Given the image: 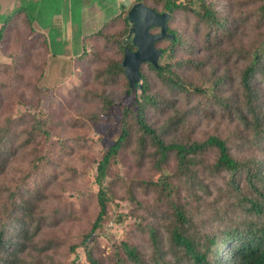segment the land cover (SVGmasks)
<instances>
[{
	"label": "rangeland",
	"instance_id": "1",
	"mask_svg": "<svg viewBox=\"0 0 264 264\" xmlns=\"http://www.w3.org/2000/svg\"><path fill=\"white\" fill-rule=\"evenodd\" d=\"M208 1L219 10L223 5L229 8L232 24L228 30L235 38H223L224 48L210 52L204 44L207 30L204 26L198 27L190 11L199 3L176 10L168 21V32L180 34L184 45L174 49L176 60L166 62L170 63L168 70L180 81L186 80L195 86L202 81L210 83L214 76L225 73L231 81L218 93L239 104L241 93L237 79L244 64L234 57L226 60L224 50L226 45L239 50L264 34V0ZM135 3L132 0L129 5H121L119 14L110 19L75 21L73 17L71 28L66 23L64 29L46 28L45 17L44 22L30 23L14 16L0 31V127L8 117L14 121L2 146L5 151L7 145L10 149L6 160L0 163V225L15 218L7 215L13 193L17 202L27 199L36 205L29 215L40 224L30 248L17 256L16 263L12 256L7 257L10 264H86L85 250H90L101 264H133L124 250L127 245L139 252L144 263L155 253L150 229L156 232L159 246L166 247L168 235L163 219L170 215L171 199L164 200V208L154 211L158 193L150 183L158 181L160 174L172 175L177 170L176 162L171 157L163 171L154 170L151 157L140 156L133 128L102 181L107 196L104 214L97 201L100 189L96 182L97 166L120 133L122 107L127 102L128 84L124 74L107 72L116 62L123 61L115 41L121 33L129 39L124 17ZM140 3L157 12L162 10L160 0H140ZM158 32L159 29L151 31ZM218 35L223 37L222 33ZM169 46L165 38L156 42L161 54ZM189 59L202 66L196 69L187 66L184 62ZM140 69L148 81L147 94L157 102L156 107L149 105L145 109L146 122L166 142L204 141L215 136L230 142L231 154L240 161L264 158L263 145L248 150L242 145L253 135L251 120L247 123L238 120L235 113L220 111L212 101L198 95L185 98L182 92L162 84L148 66L142 65ZM255 85L264 103V83ZM136 91L141 93L139 88ZM260 111L264 114L263 106ZM259 129L264 130V117ZM258 142L263 144L264 138ZM151 150L146 146L147 152ZM217 156L213 148L197 154L190 171L195 174L192 180L199 185L185 191L184 184L180 183L175 188L180 199L191 200L190 195L194 194L195 198L198 196L218 207L230 199L236 202L237 192H225L231 175L215 167ZM255 171L249 164L243 169L239 167L234 175L237 188L250 190L247 176ZM258 187L264 190V184ZM164 209L165 216L160 215ZM98 213L102 219L94 232L96 236L89 242L93 246L89 243L87 249L86 245L78 246ZM18 217L22 219L21 210ZM204 227L202 235L214 234L212 225ZM220 251L223 254V249Z\"/></svg>",
	"mask_w": 264,
	"mask_h": 264
},
{
	"label": "trees",
	"instance_id": "2",
	"mask_svg": "<svg viewBox=\"0 0 264 264\" xmlns=\"http://www.w3.org/2000/svg\"><path fill=\"white\" fill-rule=\"evenodd\" d=\"M139 2L140 0H136V3ZM160 2L162 3V10L159 13L166 12L170 14V17L174 11L186 9V7H191L192 4L198 2V6L190 9V11L194 13L198 27L204 26L207 30L204 44H206V50L210 52L224 48L223 38H227V40L235 38V35L228 30L232 21L229 16L230 10L226 5H223V9L219 10L208 0H186L185 2L180 0H160ZM124 21L128 27L129 39H126V36L121 33L119 40L115 41L122 51L123 57L126 49L129 51L135 50L132 44L133 35L130 34L132 24L127 16L124 17ZM219 33H222L223 37L219 38ZM168 34L172 37H166L165 39L169 40L170 46L167 50H162L156 65L143 63L140 67L142 65L148 66L162 84H165L170 90L182 92L185 98L195 94L212 101L218 106L220 111H227L229 114L235 113L238 120H243L246 123L251 120L253 135L251 138H246L242 145L245 150L250 147L264 146V143L260 144L258 142V139L264 138V130L259 129L264 117L260 108L264 107V103L261 102L262 95L259 88L255 85L256 82L264 83V34L255 38V41H250L248 46L239 50L229 45H226L227 48L224 50L225 52L227 51L226 60L234 57L235 61L244 64L237 79L241 93L239 104L233 102L230 97L221 96L218 93L231 81L230 77L228 79L225 73L222 74L223 76H214V80L210 81V83L202 81L200 85L195 86L186 80L184 82L180 81L178 77L169 71L168 67L170 66L168 65L170 63L166 62L176 60L174 49L182 47L184 42L180 34L174 32H168ZM210 35H212L211 39L208 38ZM161 61H165V64L162 65ZM184 63H188L187 66L194 69L202 66V63H195L190 59ZM140 67L139 80L133 85H130L124 73L122 62H116L112 70L106 71L109 75H114L119 71L122 72L126 78L128 89L127 102L122 107L120 133L105 150L97 166L96 182L100 186L97 193V201L100 206V212L102 214L105 213L104 203L107 198L106 192L102 188V181L105 178L108 166L123 147V142L129 137L132 128L137 133V149L140 156L142 158L145 156L151 157V167L154 170L158 173L163 171L171 157L176 162L177 170L172 175L167 174V176H164L160 174L158 181L150 183L153 188H157L158 193L156 197L157 207L154 208V211L158 207L164 208V200L169 197L171 199V205H168L170 215L167 219L166 217L163 219L166 234L168 235L165 249L159 246L161 242L158 240L156 232L150 229V240L155 252L151 260L143 263V258L139 252L128 245L124 247L127 256L133 264H264V190L258 187V185L264 184V172L261 173L259 171H264V158L259 161L255 159L240 161L239 157H234L231 154L230 142L215 136H210L204 141L166 142L162 134L146 122L145 109L149 105L156 107L157 102L151 95L147 94L148 81ZM138 82L141 83L139 84ZM136 88L140 89V94H138ZM37 115L42 118L39 112ZM12 122H14L13 118L8 117L0 127V163L6 160V153H9V145L6 146V151L3 147L7 135L10 133ZM169 125L172 126L174 123ZM164 132L162 131V133ZM146 146L152 150L147 152ZM209 148L215 149L218 154L215 167L223 169L231 175L225 192L227 194L237 192L236 202L230 199L225 201L226 204L218 207L214 203L198 199V196L195 198L194 194L190 195L192 196L191 200L182 198L181 200L179 198L175 188H178L180 183L184 184L185 191H189L190 186L199 185L195 180H192L195 174L190 171V165L195 164L197 154ZM238 153H241V151ZM248 164L257 171L247 176L250 190L242 191L237 188L234 175L239 167L243 169ZM200 188L204 191V188ZM131 192L129 190V194ZM13 195V203L11 204L12 206L8 207L10 209H8L7 215L9 218L11 216L15 218L3 221L0 225V264H10V260L7 258L10 256L15 259L13 263H16L18 260L17 256L24 254L28 247L30 248L33 238L40 230V224L29 215V212L36 205L27 199L17 202L15 195ZM130 200H133V197ZM30 206L32 208L28 209ZM20 210L22 211V219L18 217ZM99 213L88 233L78 243V246L86 245V249L87 246H93L89 242L93 236H96L94 232L100 227L102 214L99 215ZM225 214L229 217L225 216ZM160 215L165 216V209ZM231 215L232 217H230ZM24 217L29 218V220L25 221ZM228 218L230 219L229 221H227ZM207 225L213 226L214 234L204 233L202 235L201 232L206 229L204 226ZM217 228V233H215ZM11 234L13 237L9 236ZM71 248L72 251L75 250L73 246ZM221 249H223V254H221ZM8 251H10L9 254ZM85 256L86 264H101V261L96 259L90 250H85Z\"/></svg>",
	"mask_w": 264,
	"mask_h": 264
},
{
	"label": "crops",
	"instance_id": "3",
	"mask_svg": "<svg viewBox=\"0 0 264 264\" xmlns=\"http://www.w3.org/2000/svg\"><path fill=\"white\" fill-rule=\"evenodd\" d=\"M132 0H0V30L14 16L19 19L44 22L46 28H71L73 17L77 20L93 21L110 19L119 14L121 5ZM25 15V17H24ZM45 17V20H44ZM48 18V19H46ZM8 20V21H7ZM44 20V21H43ZM67 20V22H66ZM61 23V24H60ZM82 25V24H81ZM33 28V25L31 24ZM81 31V30H80ZM54 34V32H53Z\"/></svg>",
	"mask_w": 264,
	"mask_h": 264
},
{
	"label": "water",
	"instance_id": "4",
	"mask_svg": "<svg viewBox=\"0 0 264 264\" xmlns=\"http://www.w3.org/2000/svg\"><path fill=\"white\" fill-rule=\"evenodd\" d=\"M127 17L132 24L130 34L133 35L132 44L135 50H125L122 67L130 85H133L139 80L141 64L156 65L161 52L155 43L172 36L167 32L170 14L166 12H156L139 2L132 5ZM152 29H159L158 34H152Z\"/></svg>",
	"mask_w": 264,
	"mask_h": 264
}]
</instances>
